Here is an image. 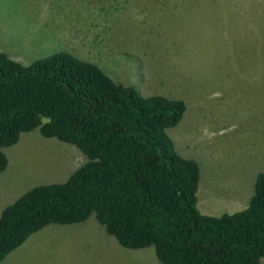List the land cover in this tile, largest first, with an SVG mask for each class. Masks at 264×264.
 Here are the masks:
<instances>
[{
    "label": "rangeland",
    "instance_id": "rangeland-1",
    "mask_svg": "<svg viewBox=\"0 0 264 264\" xmlns=\"http://www.w3.org/2000/svg\"><path fill=\"white\" fill-rule=\"evenodd\" d=\"M199 4L205 0H0V51L23 65L70 51L141 94L182 99L186 109L167 133L199 164V211L216 216L245 208L264 171V0H214L210 12ZM3 151L0 213L87 161L38 128ZM0 264L162 263L153 246H121L92 215L50 223Z\"/></svg>",
    "mask_w": 264,
    "mask_h": 264
},
{
    "label": "trees",
    "instance_id": "trees-1",
    "mask_svg": "<svg viewBox=\"0 0 264 264\" xmlns=\"http://www.w3.org/2000/svg\"><path fill=\"white\" fill-rule=\"evenodd\" d=\"M213 2L198 11L210 12ZM185 109L182 99L141 94L70 51L28 65L0 51V172L8 164L3 148L35 128L87 157L64 181L36 185L2 209L0 262L50 223L93 215L121 246H153L162 264H260L264 171L245 208L201 213L199 164L167 133Z\"/></svg>",
    "mask_w": 264,
    "mask_h": 264
}]
</instances>
